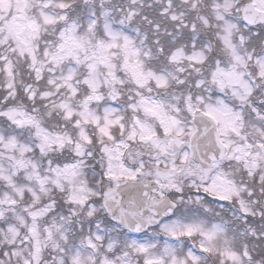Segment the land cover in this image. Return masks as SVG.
Returning a JSON list of instances; mask_svg holds the SVG:
<instances>
[{
    "label": "snow or ice",
    "instance_id": "snow-or-ice-1",
    "mask_svg": "<svg viewBox=\"0 0 264 264\" xmlns=\"http://www.w3.org/2000/svg\"><path fill=\"white\" fill-rule=\"evenodd\" d=\"M0 264H264V0H0Z\"/></svg>",
    "mask_w": 264,
    "mask_h": 264
}]
</instances>
